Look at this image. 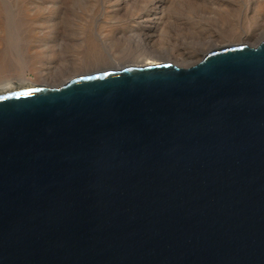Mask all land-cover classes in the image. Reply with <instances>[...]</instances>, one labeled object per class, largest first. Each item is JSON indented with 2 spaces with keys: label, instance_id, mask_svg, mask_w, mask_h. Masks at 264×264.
I'll return each instance as SVG.
<instances>
[{
  "label": "water",
  "instance_id": "water-1",
  "mask_svg": "<svg viewBox=\"0 0 264 264\" xmlns=\"http://www.w3.org/2000/svg\"><path fill=\"white\" fill-rule=\"evenodd\" d=\"M0 264H264V37L0 90Z\"/></svg>",
  "mask_w": 264,
  "mask_h": 264
},
{
  "label": "rangeland",
  "instance_id": "rangeland-1",
  "mask_svg": "<svg viewBox=\"0 0 264 264\" xmlns=\"http://www.w3.org/2000/svg\"><path fill=\"white\" fill-rule=\"evenodd\" d=\"M112 4L105 0H0V81L27 78L39 84V70H49L53 73L49 85L57 86L75 76L74 71L84 74L104 68L111 55L124 60L129 50L114 45L111 38L134 26L138 10L121 4L111 11L107 6L112 9ZM183 4L171 9L172 18L212 43L189 63L177 65L188 66L212 49L237 44L243 31L259 28L249 45L264 37V0H185ZM17 83L13 86L32 84Z\"/></svg>",
  "mask_w": 264,
  "mask_h": 264
},
{
  "label": "bare ground",
  "instance_id": "bare-ground-1",
  "mask_svg": "<svg viewBox=\"0 0 264 264\" xmlns=\"http://www.w3.org/2000/svg\"><path fill=\"white\" fill-rule=\"evenodd\" d=\"M105 1L107 3H113L112 9L110 6L111 4L107 6L111 11H117L122 4L124 7L128 6L131 8V6H133L138 12H136L133 17V22H135L134 26L130 25L121 34H116L115 38H111L114 45H122L129 50V56L122 58L124 60H119L118 57L111 55L109 60L106 61L104 68H91L90 71L95 69L92 72L114 69L118 68V66L149 65L160 62H171L174 64H178V62H183L182 64H184V62L189 63L190 58L197 56L200 52H204L212 43L209 40L201 39L203 36L196 37L198 31H194L188 26L181 25L172 18L171 9H176V7L178 8L179 6L181 7V4H183L185 0H183V2L182 0ZM258 34L259 28L243 31L235 40L237 41L235 43H247L250 37ZM39 73L41 80L38 83L49 85V82L53 78V73L49 70H46L44 73L42 70H39ZM72 73L73 75L79 74L75 71ZM19 80L12 79L0 81V90L9 88L17 82H31L32 84H37V82H35L36 80L33 81L27 78L25 80Z\"/></svg>",
  "mask_w": 264,
  "mask_h": 264
}]
</instances>
